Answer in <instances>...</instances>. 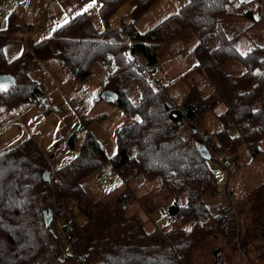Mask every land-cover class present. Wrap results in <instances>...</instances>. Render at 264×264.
I'll return each mask as SVG.
<instances>
[{
  "label": "trees",
  "instance_id": "16d2710c",
  "mask_svg": "<svg viewBox=\"0 0 264 264\" xmlns=\"http://www.w3.org/2000/svg\"><path fill=\"white\" fill-rule=\"evenodd\" d=\"M127 1L95 0L103 23L101 31L96 30L86 12H81L50 36L30 44L17 58L6 61L2 48L9 40L7 33L18 25L17 16L10 13L6 29L0 33V74H11L16 82L8 91H0V106L13 109L42 91L27 74L33 57H59L74 78L82 79L95 62L112 55L115 69L106 76L101 91L115 92L118 107L126 116H136L137 121L118 130L117 152L110 159L111 165L125 181L138 176L146 182L159 181L173 198L168 215L189 225L191 231L172 227L146 232L143 222L126 219L121 208H114L116 201L125 204L122 197L112 202L108 195L92 200L81 182L106 156L89 133L78 154L55 170L49 169L47 156L38 144L26 138L0 150V264H191L194 248L207 238L218 237L220 232L231 233L233 238L236 235L233 212L218 208L211 215L203 198L216 192L209 161L218 160L217 152L236 155L241 144L251 150L252 156L263 152L258 148L264 138L262 49L241 52L235 44L237 35L227 36L222 28L221 21L233 14L227 5L235 0H186L176 12L143 33L133 31L132 23L110 29L112 14ZM130 1V16L135 21L157 0ZM187 30L196 39L193 54L208 84L188 87L179 107L163 89L152 84L151 76L145 79L144 72L156 64L157 52L164 44ZM211 40L216 42L213 47L208 45ZM229 60L242 65L244 71L226 73L224 65ZM130 83L139 90L136 102L125 92ZM219 104L224 106V111L216 114L220 128L198 137V118ZM182 126L190 129L187 139ZM198 142L206 145L210 159L197 151ZM45 170L50 172L49 182L43 179ZM255 193L256 201L264 203L263 183L253 189ZM44 204L55 219L64 211L72 213L74 208L84 215V224L76 225L71 218V228L66 226L67 233L63 231L69 243L74 242L83 254H62L50 230L51 220L44 215ZM217 251L222 252L223 259L224 250L216 249L214 255Z\"/></svg>",
  "mask_w": 264,
  "mask_h": 264
},
{
  "label": "rangeland",
  "instance_id": "374dc122",
  "mask_svg": "<svg viewBox=\"0 0 264 264\" xmlns=\"http://www.w3.org/2000/svg\"><path fill=\"white\" fill-rule=\"evenodd\" d=\"M185 2L186 0H157L133 21L130 16L132 2L129 0L112 14L109 28L118 30L132 23L133 31L143 33L176 12ZM33 4L30 3V6ZM263 4L264 0H235L227 5V10L233 14L221 21L227 36L237 35L235 44L241 52L260 48L262 49L260 57L264 56ZM57 5L58 0L46 1L48 10ZM90 5L92 6L86 13L96 30L101 31L103 23L95 0H91ZM53 10L59 11L57 8ZM59 19L66 20V15H61ZM16 28L7 34L10 36ZM28 35L41 36L37 30H30ZM123 37L128 42L126 34ZM195 44L194 34L187 30L174 41L164 44L157 52L156 64L145 69L152 77V84L163 89L170 100L179 107L183 105L188 87L191 85L203 87L208 84L193 54ZM208 45L215 46V40H211ZM22 50L19 42H7L2 48L3 57L6 61H11L20 56ZM111 56L108 54L103 61L95 62L90 73L82 79H68L60 74L57 81L60 88H53L52 91L45 89L50 101L47 111L39 110L29 101L21 102L10 110H3L0 106V124L5 117L1 113L9 112L13 118L17 111L21 113L20 120L1 131L0 150L11 148L17 141L32 138L47 156L49 169L55 170L78 154L85 134L89 133L106 156V160L81 182L92 200L108 195L106 198L112 197V202L117 197H122L125 204L116 201L117 205L114 208H121L126 219L137 218L143 222V229L146 232L167 230L172 227H183L188 230V225H182L179 220L168 215L173 198L159 181L146 182L140 176L125 181L111 165L110 159L117 152L118 130L137 121L136 116H126L118 107L116 100L108 102L100 98L104 78L115 69ZM50 63L54 64V60H50ZM46 67L48 68L47 65ZM224 70L228 74L237 75L244 71V67L234 60H229L225 63ZM32 72L31 67L30 70L27 68L29 76H34ZM42 73L43 71L38 68L37 74ZM125 92L132 102L138 100L139 90L134 83L128 84ZM223 109L224 106L219 104L214 110L198 118L196 125L194 124L198 129V137L204 132L213 134L220 128L216 114ZM181 132L186 139L190 137L189 127L182 126ZM71 140L74 143L73 148L70 146ZM258 148L263 152L252 156L251 150L241 144L236 155L227 154L222 162L209 161V167L216 179V192L213 195H205L204 202L211 215L216 214L218 208L233 212L235 224H232V227L236 228L237 232L234 238L231 233L220 232L218 237H209L201 242L193 250L191 264H213L216 249L224 250L222 264H264V203L256 201V193L253 194V189L258 184L264 185V138ZM230 187L233 188L231 192ZM179 201L182 203L184 197H179ZM43 212L46 219L51 220L50 230L56 237L62 254L64 256L72 255V252L77 255L83 254L84 251H78L74 242L69 243L64 232L66 226L68 229L71 228V218L76 225L84 224L86 220L84 215L74 208L72 213L64 211L63 215L55 219L46 204L43 206ZM237 233L238 242L235 241Z\"/></svg>",
  "mask_w": 264,
  "mask_h": 264
},
{
  "label": "crops",
  "instance_id": "0c3cea01",
  "mask_svg": "<svg viewBox=\"0 0 264 264\" xmlns=\"http://www.w3.org/2000/svg\"><path fill=\"white\" fill-rule=\"evenodd\" d=\"M46 1L49 0H0V33L4 32L6 29V23L9 14L14 13L18 18V25L15 31L10 34L8 42H19L22 46V49L24 50L30 44H33L44 37L50 36L54 29L59 27L68 19L77 15V13L86 12L85 9L88 10V6L91 4V0H58L59 5L48 10L46 8ZM30 3L34 4L30 6ZM54 8L59 9V11L53 10ZM61 15H66V20H60L59 17H61ZM30 30H37L41 36H29L28 32ZM33 38L37 40H34ZM6 48L8 49L9 47L7 46ZM23 50L21 52H23ZM49 58L38 60L33 57L30 59L27 65V68L30 70L31 67L33 71L32 75L34 76L30 77L39 83L42 92L45 93H47L45 89L52 91L53 88H60L57 82L60 74H62L64 77H67L68 79L74 78V75L66 68L59 57L52 56ZM50 60H54V64L50 63ZM46 65L49 69L46 67ZM38 68L43 71V73L40 75L37 74ZM223 111L224 109L222 112ZM1 114L5 115L3 122H1L3 126H6L5 129L17 121L9 112H3ZM20 117L18 120H20ZM18 142L19 141L15 142L14 145ZM70 146L71 148L74 147L72 140L70 142Z\"/></svg>",
  "mask_w": 264,
  "mask_h": 264
},
{
  "label": "water",
  "instance_id": "95a60500",
  "mask_svg": "<svg viewBox=\"0 0 264 264\" xmlns=\"http://www.w3.org/2000/svg\"><path fill=\"white\" fill-rule=\"evenodd\" d=\"M15 78L11 74H0V86H3L0 91H8L12 86L15 85ZM100 98L104 101H112L117 99V94L111 90H103L100 94ZM195 131L193 130V133ZM197 151L201 154L205 159H210V154L208 148L203 142H198L196 144ZM43 179L49 182V171L45 170L43 172Z\"/></svg>",
  "mask_w": 264,
  "mask_h": 264
},
{
  "label": "built area",
  "instance_id": "2783aa9c",
  "mask_svg": "<svg viewBox=\"0 0 264 264\" xmlns=\"http://www.w3.org/2000/svg\"><path fill=\"white\" fill-rule=\"evenodd\" d=\"M144 78L145 79H148L150 80L151 77H150V74L148 72H144ZM29 103H31L32 105L36 106L39 108V110L41 111H47L48 108H49V104H50V101H49V96L47 93L45 92H37L34 96H32L30 98V100H28ZM20 117V113L19 112H16L15 115H14V119L15 120H18ZM5 125H1L0 124V133L1 131H3L5 129ZM215 157L220 160V161H224L225 158H226V155L224 154V152H217L215 154ZM233 191V188L230 187L229 188V192ZM222 252L221 251H217L216 254H215V259H214V262L213 264H221V259H222Z\"/></svg>",
  "mask_w": 264,
  "mask_h": 264
},
{
  "label": "snow or ice",
  "instance_id": "6c2138e0",
  "mask_svg": "<svg viewBox=\"0 0 264 264\" xmlns=\"http://www.w3.org/2000/svg\"><path fill=\"white\" fill-rule=\"evenodd\" d=\"M92 5H89L88 7H91ZM85 11H87V9H85ZM77 15H79V13H77ZM3 86H0V89H2ZM188 231H191V229H188Z\"/></svg>",
  "mask_w": 264,
  "mask_h": 264
}]
</instances>
